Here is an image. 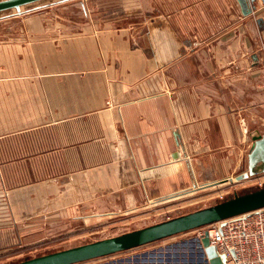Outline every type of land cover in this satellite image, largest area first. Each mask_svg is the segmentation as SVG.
Listing matches in <instances>:
<instances>
[{
    "label": "crops",
    "instance_id": "crops-1",
    "mask_svg": "<svg viewBox=\"0 0 264 264\" xmlns=\"http://www.w3.org/2000/svg\"><path fill=\"white\" fill-rule=\"evenodd\" d=\"M54 5L0 17V127L46 130L65 158H112L119 207L239 175L264 134V0L249 15L238 0ZM53 190L56 206L87 205L86 188Z\"/></svg>",
    "mask_w": 264,
    "mask_h": 264
},
{
    "label": "rangeland",
    "instance_id": "rangeland-1",
    "mask_svg": "<svg viewBox=\"0 0 264 264\" xmlns=\"http://www.w3.org/2000/svg\"><path fill=\"white\" fill-rule=\"evenodd\" d=\"M57 1H44L25 7L24 10L28 8L26 14H33L49 5L55 6L52 3ZM78 8L74 15H71L72 12L68 15L78 16ZM60 16L62 21L67 19L63 13ZM45 21H48L46 17ZM35 113L7 112L14 121L18 115L19 122L34 121L28 117L31 118ZM59 113L53 112L54 117L58 118ZM48 119L52 118L48 116L40 118V121L47 124L50 121ZM55 136L49 139L46 130L32 126L0 127V264L151 226L208 207L213 200L257 187L259 182L264 181V173L239 179L247 172L245 162L239 175L209 179L210 182H199L195 187L190 185L165 198L143 199L119 207L115 206V190H112L111 184L112 158L96 157L103 153L85 149L82 157L72 151L68 153L70 157L65 158L62 149L58 148L63 143ZM53 148L57 151L43 153ZM80 172L82 176H79ZM103 172L108 173L110 179ZM80 177L84 179L82 186L79 182L75 186L71 179ZM85 180L86 187L83 185ZM55 187L63 190L71 199L73 195L80 194L78 190L74 192L76 187H82V192L86 188L87 205L56 206V201L53 202ZM49 188L52 190L49 191ZM63 192H60L61 196ZM199 233L198 230L190 231L80 264H207L200 250Z\"/></svg>",
    "mask_w": 264,
    "mask_h": 264
},
{
    "label": "water",
    "instance_id": "water-1",
    "mask_svg": "<svg viewBox=\"0 0 264 264\" xmlns=\"http://www.w3.org/2000/svg\"><path fill=\"white\" fill-rule=\"evenodd\" d=\"M44 1L49 0H0V15L22 14L28 11V8L24 10L25 7ZM66 1L69 0H58L52 4H60ZM254 1L238 0L245 15L252 14ZM252 139L253 144L247 157V172L239 179L264 173V134L255 131L252 134ZM178 145H180L179 142ZM211 203L210 206L197 211L119 236L52 251L9 264H80L194 231L212 223L263 208L264 183L257 187H250L240 192L228 194L225 197L213 200ZM199 242L200 250L207 264H225L216 249L210 244L207 236L199 239Z\"/></svg>",
    "mask_w": 264,
    "mask_h": 264
},
{
    "label": "built area",
    "instance_id": "built-area-1",
    "mask_svg": "<svg viewBox=\"0 0 264 264\" xmlns=\"http://www.w3.org/2000/svg\"><path fill=\"white\" fill-rule=\"evenodd\" d=\"M197 230L199 239L207 236L225 264H264V207Z\"/></svg>",
    "mask_w": 264,
    "mask_h": 264
}]
</instances>
